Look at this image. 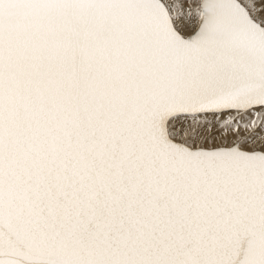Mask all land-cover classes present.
<instances>
[{"label":"snow or ice","instance_id":"1","mask_svg":"<svg viewBox=\"0 0 264 264\" xmlns=\"http://www.w3.org/2000/svg\"><path fill=\"white\" fill-rule=\"evenodd\" d=\"M0 264H264V0H0Z\"/></svg>","mask_w":264,"mask_h":264}]
</instances>
